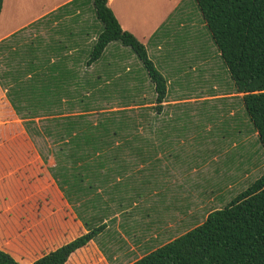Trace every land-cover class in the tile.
I'll list each match as a JSON object with an SVG mask.
<instances>
[{"label":"crops","instance_id":"crops-1","mask_svg":"<svg viewBox=\"0 0 264 264\" xmlns=\"http://www.w3.org/2000/svg\"><path fill=\"white\" fill-rule=\"evenodd\" d=\"M182 1L106 0L120 28L143 44L148 59L165 80V96L157 105L138 60L131 66L117 58L118 66H104L102 76L96 73V61L85 64L99 29L93 10L89 13L91 0L1 1L3 140L15 135L14 121H20L16 110L24 115L35 111L36 116H30L33 120L49 118L43 111L50 108L59 118L74 115L67 111L76 107L68 106L73 90L94 89L99 83L119 82L121 88L130 89L125 104L117 109L131 110L126 115L136 122L150 120V131H122L124 137L103 145L85 161L86 170L76 171L66 180L51 177L47 170L55 164L51 155L45 164L37 154H29L24 161H15L14 156L5 161L4 153L10 147L0 143V199L6 201L1 214L7 217V223L0 225V240L5 235L7 247L0 245V249L14 260L28 264L98 228L63 264L131 263L199 224L218 208L220 187L231 189L247 176L249 166H242L237 156L227 157L238 146L239 134L233 138L232 131L225 133L220 145L214 131L184 130V117L193 112L188 104L240 98V94L216 93L214 86L206 94L188 93L194 86L187 90V82H195L196 77L192 63L201 64L202 58L188 67L182 64L177 49L166 45L172 35L167 20L176 17L177 25L183 26L190 15L189 38L196 42L203 36L205 43L210 39L195 2L194 12H187ZM202 42L192 51H199V56ZM122 47L109 42L103 50L109 48L107 53L111 51L113 57L116 51L126 52ZM215 54L218 56L217 51ZM88 90L83 96L91 93ZM226 114L235 112L230 109ZM251 131L255 134L252 127ZM222 155V168L208 167ZM205 184L210 186L206 193L201 189Z\"/></svg>","mask_w":264,"mask_h":264},{"label":"trees","instance_id":"trees-1","mask_svg":"<svg viewBox=\"0 0 264 264\" xmlns=\"http://www.w3.org/2000/svg\"><path fill=\"white\" fill-rule=\"evenodd\" d=\"M193 1L234 92L240 94L247 120L264 152V0ZM91 5L101 27L85 64L97 61L109 42L127 47L151 83L156 105L160 103L165 96V80L148 59L143 44L120 28L106 0H91ZM86 112L82 110L59 118L51 108L44 110V115L50 117L40 129L30 119L36 116L35 111L24 115L16 110L23 131L2 142L10 147L3 159L14 156L15 161H24L29 154H37L45 164L47 156L51 155L55 162L53 167H47L51 177L61 176L66 180L73 177L74 172L86 170L85 161L103 145L124 137L122 131H150L149 119L136 122L133 116L121 113L119 117L112 115L92 122L85 117ZM32 135L49 140L45 154L34 150L25 139ZM97 231L95 228L80 234L28 264H63L70 253ZM0 264L21 263L0 249ZM128 264H264V170L224 206L209 211L199 224Z\"/></svg>","mask_w":264,"mask_h":264},{"label":"rangeland","instance_id":"rangeland-1","mask_svg":"<svg viewBox=\"0 0 264 264\" xmlns=\"http://www.w3.org/2000/svg\"><path fill=\"white\" fill-rule=\"evenodd\" d=\"M86 1V0H85ZM185 11L194 12L195 6H192L193 0H183L181 2ZM86 4V3H85ZM92 14V9L89 8V13ZM186 17L184 19L183 26L177 25L175 22L176 17L169 18L167 21L170 22L167 27L172 32V35H169V39L166 41L167 47H173L175 50L177 49L179 59L183 61V65L188 67L191 65V62L196 59L202 58V63L199 64L198 61H194L192 65L195 67L196 77L193 79L195 82H187V90L190 94H206L207 91L211 90L212 86H214L216 93H235L233 89V85L231 80L229 79L228 73L222 64L220 58L216 56V49L213 48L210 44V40L207 39L205 43L204 37L193 42L192 39L189 38V31L192 29L191 22L192 18ZM98 27H101V24L95 20ZM59 28L64 29V25L60 24ZM195 28L198 29L197 24ZM170 32V34H171ZM208 37V34H207ZM200 40H202V50L203 54L199 56V51L193 53V47H199ZM117 43V42H115ZM120 45L119 43H117ZM205 44L207 45V49H205ZM122 47V46H121ZM109 48L103 50L100 58L96 61L95 70L97 74L102 76L103 67H111L118 66V60L120 62H130V65L133 66L137 59L130 52L127 47H122L126 52H118L116 51L115 56L110 57V52L107 53ZM211 51V52H210ZM55 63L56 58H53ZM205 59V60H204ZM154 60V59H153ZM111 61H114V64H109ZM109 62V63H108ZM54 64H50L54 66ZM193 72V74H194ZM88 89L85 86L78 89L73 90L72 93V102L68 103V106L75 107L73 110H67L69 113H79L82 110H86L85 117L92 122H96L98 120H102L105 117H110L112 115L121 116L126 114H130L131 110H127L125 113L122 110L114 111L117 107L124 105L125 95L127 92L131 93L130 89L121 88L119 86V82L117 83H99L95 86L94 89L88 90L91 92L88 96H83ZM147 94V93H146ZM170 95V94H168ZM68 99H71L69 97ZM79 100V101H78ZM78 104V106H77ZM193 110L189 114H186L184 117L185 121V131H214L216 138L219 140V144L223 145L224 141L222 139V135L225 133H230L232 131V137L235 138L236 135L239 134V144L233 150L229 152L227 157H238L239 162L242 166H249L248 174L243 179L239 180V182L234 185L231 189L223 190L220 187L221 199L219 200L218 208L224 206L235 194L243 190L247 185L253 182L264 170V152L260 147L256 135L252 134L251 126L248 123L247 116L243 110L240 98L237 96H232L229 98L216 99L212 101H204L197 102L194 104H188ZM234 110L235 114L233 116L227 115L228 110ZM192 113H195V116H192ZM34 125L37 128H42L46 121L44 118L35 119ZM4 121H0V131H5ZM14 132L23 131L22 125L18 120L14 121ZM244 137V140H242ZM2 136H0V143L4 142ZM29 143L32 144L34 150L37 149L41 151L43 154L46 153V149L50 145L49 140L42 136L32 135L30 139L28 137L25 138ZM202 154H206V152H202ZM217 160V162H209L208 167L210 168L212 165H216L219 168H222V157ZM233 158V159H234ZM50 155L47 156L46 161L50 160ZM209 185L205 184V186L201 187L205 193L207 192V188ZM6 201H2L0 199V225L7 223L6 215L1 214L2 209L5 207ZM211 206L210 204L207 205ZM199 212H196V217ZM3 241L0 240V245L7 247V243L4 244L5 235H2ZM12 246V243L10 244Z\"/></svg>","mask_w":264,"mask_h":264}]
</instances>
